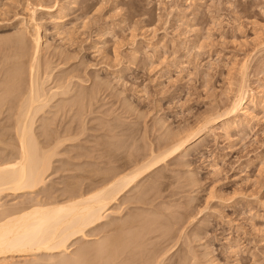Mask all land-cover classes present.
Here are the masks:
<instances>
[{"label": "rangeland", "instance_id": "rangeland-1", "mask_svg": "<svg viewBox=\"0 0 264 264\" xmlns=\"http://www.w3.org/2000/svg\"><path fill=\"white\" fill-rule=\"evenodd\" d=\"M21 38L27 49L18 47ZM38 38L43 48L32 63ZM19 64L24 75L12 79ZM31 64L45 92L62 79L74 84L71 99L51 101L35 125L41 147L66 140L52 154L44 184L5 193L0 211L65 202L74 188L91 193L105 186L91 187L92 179L119 166L130 172L193 134L198 142L145 175V195L138 187L126 192L113 206L124 203L117 214L110 209L116 215L108 211L88 238L72 242L68 259L79 248L96 252L98 241L116 234L111 224L139 214L171 226V213L179 225L166 238L172 244L157 243L166 249L161 264H264V0H0V165L16 156L11 110L18 99L1 96L10 87L29 89ZM243 86L254 120L233 125L223 113ZM93 251L78 264H111L108 253L99 260ZM42 256L13 263L67 260Z\"/></svg>", "mask_w": 264, "mask_h": 264}, {"label": "bare ground", "instance_id": "bare-ground-1", "mask_svg": "<svg viewBox=\"0 0 264 264\" xmlns=\"http://www.w3.org/2000/svg\"><path fill=\"white\" fill-rule=\"evenodd\" d=\"M20 40L21 42L25 41L24 39L22 40V38ZM20 40L19 43H21ZM35 40L34 41L36 42V46L35 45L34 46L36 51H35V57L33 55L34 59L32 60V63L33 61L35 63V61L39 59L38 56L41 52V49L43 48L42 39L38 38ZM22 45H24L25 46L24 48H26L25 42L19 44L18 47L19 48L21 47L20 49H23ZM19 48H18L19 52L20 51L22 52L27 49L26 48L24 50H19ZM24 52H22L23 55L26 54V53L24 54ZM18 54L21 55L20 53ZM20 57L22 58L23 56L21 55L19 56V58ZM24 57H26V55ZM38 62L36 63L38 64ZM35 65L31 64L32 69L30 68L31 69L30 75L33 77L31 79L30 76V79L32 81L31 84L29 85L28 90H27L28 88L27 86L26 90L24 89L23 90L24 92L22 91L23 93L19 94L21 92L20 89L16 88L17 86L14 87V89H16L19 93L15 92V90L14 92L9 91V89L11 90V87L10 88L8 87L9 88L7 89L8 91L6 90L5 91L6 93L4 92L5 95L1 96L2 101H4L5 99L3 96H6L7 92H10L8 94L10 95L12 94V95L11 96L8 95V96L12 97L13 94L15 96L17 95L16 97H18L17 99L18 101L16 100L17 103L15 107L13 106L14 110L13 108L11 110V107H9V109L13 112V116L15 118L12 116V113L9 111V109H6L9 111L10 117L12 116L11 118H13L14 120V123L12 125V129H13L12 131L14 136L12 135L11 137L12 139L13 137H16L17 144H16V148L14 146L15 149H13L15 150V153L14 152L12 153L16 155L14 156L15 157L14 161L12 162L8 161L10 163H5L0 165V200L2 198V195L4 196L5 193H13L14 195H16L23 192H34L40 186H42L45 182V178L48 174V171L51 168V164H52L51 161L53 158L52 154L57 150V148H59V144L64 142V140H66L57 137V139L54 142L48 144V147H44V146L41 147L42 143L39 141L37 135L35 134L36 132L35 125L40 119V116L45 113L44 112L45 109L49 105L51 106V104L53 103V102L51 103V101L54 100L56 101L57 98L60 96L62 97L65 96V99L61 97L62 100L63 99L65 100V102L63 101V103H67L69 99H71L70 97L68 99V94L70 93L72 81L71 83H69L67 82L69 80L64 81V79L60 78L62 79V81L69 83V85H66L64 82H62L59 79L60 80L59 83L61 82L62 84H64V86L63 85L60 86L61 83L58 85L57 81L55 79H50L49 77L51 76H49L47 78L48 80L50 79L49 82L55 80L57 83L56 86L54 82L56 86L54 88H56V91L54 89L49 88L48 90H46L48 92H45L43 87H45L46 85H44V83H40V81L37 78H35L34 74L36 75L38 74L36 72L37 68L35 67ZM20 66L21 64H19L18 66L19 68L16 67L19 69V71L17 69L18 73L14 72L15 77L12 76V73L11 75L9 74L10 76H12V79L16 80V76L20 77L22 74L24 75V71L20 70V68L24 66L22 67ZM243 69L246 70L247 68L245 69L244 67ZM242 72L244 73V71ZM9 75L7 77L8 79L6 78L7 80H9L10 77ZM245 76L246 75H244V77ZM48 80H46L47 82L46 81L44 82L48 83ZM10 82H12V80H9V83ZM11 84L13 83H10L8 85ZM246 87L247 86H243V88H241V90L237 92L238 94L237 95L235 94L236 96L233 97V100L229 104L228 109H226L227 111L225 110V113H223V115L227 114L226 116L231 115L232 124L239 123L240 120H242L243 118L248 122L254 120V115L252 112L253 109L251 108L252 106H251L250 94ZM49 90H51V92L52 91L54 92L52 93L50 92L51 94L50 95L48 94ZM59 100H57L56 102H58ZM77 100L78 99H76L75 101ZM79 100L81 101L82 99L79 98ZM79 100L77 101L78 103L80 102ZM12 105H14V103L13 104L10 103V106ZM58 105L66 107L65 104L63 105L58 104ZM79 105L81 104L79 103ZM59 106H56L57 109L63 108ZM225 128L227 129V127ZM70 133L73 132L70 131ZM192 135L193 134L190 135L187 134V136H184V138L181 137V139L179 138L178 140H176L174 142V145L170 148V151L167 150L169 151L168 153L166 151L167 154L166 153L164 154V152L163 155L162 154L155 155V153H153V155L151 154L152 159H150L151 160L150 162H148L145 165L138 166V168H135L130 172L124 173V170L126 169L124 167H123L124 169L122 167H121L122 169H120L119 166L118 169L113 168L112 170L111 168L110 171L111 170L112 171L111 172L108 171L110 173H107L106 174L107 176L104 177L102 180L96 181L90 178L92 179L91 187L94 186L96 188L97 186L98 188V186L100 185L102 186L105 185L102 188H99L98 190L96 189V191L95 190L91 191V193L89 192L86 194H82V193L79 194L78 191H77L78 193L74 191L75 190L74 188L72 190L73 193H70L71 199L65 202H55V201L49 203L37 202L35 203L34 206H31V208L28 209L26 208L20 211H13L11 208L10 210L8 208L2 209L0 211V264H14L17 262L16 259L21 257H27V258L33 257L36 258L37 260L40 257V256L38 257V255L42 256V254H47V256L48 255L53 256L54 254L57 255L59 254L61 257L64 256V259L66 258L67 260H65V262L62 264H78L79 260L80 263L82 262L84 263L83 261L84 257H87L93 250L89 252V249L85 248L87 250V255L85 256L84 254L86 253V250L83 248H79L80 249V250L78 249L79 251L78 250L74 251V253H76L77 251L79 253L78 252L76 254L72 253V255L75 257L74 258L70 257L71 259H68L69 258L68 254L71 253L70 248L72 246V242L80 238L83 239L88 238L87 232L92 229H97L102 224L103 220H105L106 217L108 216V215L105 216V214L108 211L111 212L113 210L111 208L115 204L118 205L119 199L126 192L129 191L132 192L137 187H138L137 189L140 190L138 191L139 193L143 191L139 183L145 177V175H147L153 168L157 167V165L160 164L161 161H163L164 159L166 160L167 157L169 158L170 156H173L177 153L182 152L183 150H186L192 143L196 142L198 139L194 140L193 139L194 137ZM142 194L137 193V196L136 195L135 196L136 197H138V195L142 196ZM123 204H121V206ZM117 205L113 207L114 210H116V212L114 210L113 212L116 214L118 212V209L121 207L119 205L118 208ZM113 212H111L112 214L111 213H107V214H109V216L110 215L113 216L114 214ZM138 215L136 216L138 218L133 219L134 221L133 220L130 221V219L127 218L128 224H126L127 219L125 220L126 223L123 222L124 224L118 221L122 225L120 224L117 225L118 222L115 224V226H112L111 224L109 229L111 232H116V234L109 235L108 239L106 238L107 239L106 243H104V241L97 242L96 245L97 248H94L96 252L93 251V253L96 254V257L94 256V258L100 260L99 258L101 256L100 254L104 252V258H105V254L106 256L107 253L109 254V257L108 256L107 257L109 259L111 258L112 260L111 264H117V261L118 259L120 261L121 256H122L121 258L122 260L120 261V264H161V261L163 262V257H164L162 254H164L163 252H165L166 249H164L163 247L164 244L163 245L162 243L161 245L159 244V246H161V248H159L157 243L164 241L163 243L170 244L174 239L167 240L166 238L167 236L168 237L170 236L169 235L170 232L176 230L174 229L175 225L177 228L179 224L177 225L178 222L177 223L175 222L176 218H173L174 214L171 215V213H170V217L168 214L167 215L165 214L168 217L167 219L169 220L171 225V226L164 225L165 228L163 227V224H162L163 228L160 227L161 224L158 225L159 224L158 220L153 219L154 218L153 216H148V218L146 217L147 219L144 218L145 216L144 217L142 216L144 218L143 219L144 221H141L142 220L141 214H140L141 218H139ZM162 215L159 214L158 216L163 217ZM158 216L157 218H159ZM148 219H153L152 221L154 220L156 221H154L155 222L154 223ZM115 222L116 221H114V223ZM156 222L158 223L156 224ZM143 223H145V225ZM156 225H158V227H156ZM99 243L100 245H98ZM166 247L168 246H165V248ZM170 251L171 249H169V252ZM69 255L71 256V254ZM160 255L163 256V257L161 256L162 257L161 261H159L160 259L157 260V258H159ZM52 256L51 258L49 257L50 260L53 257L54 258L60 257L55 255L53 257ZM62 258L61 260H63ZM14 260H16V262L13 263ZM156 260L159 262L156 263Z\"/></svg>", "mask_w": 264, "mask_h": 264}]
</instances>
